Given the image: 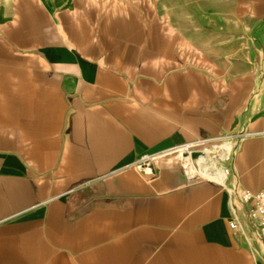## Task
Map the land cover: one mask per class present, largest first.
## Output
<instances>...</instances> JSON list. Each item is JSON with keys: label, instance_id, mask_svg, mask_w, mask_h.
<instances>
[{"label": "crops", "instance_id": "1", "mask_svg": "<svg viewBox=\"0 0 264 264\" xmlns=\"http://www.w3.org/2000/svg\"><path fill=\"white\" fill-rule=\"evenodd\" d=\"M230 134L223 183L135 168ZM235 187L264 192V0H0V264H264Z\"/></svg>", "mask_w": 264, "mask_h": 264}, {"label": "built area", "instance_id": "2", "mask_svg": "<svg viewBox=\"0 0 264 264\" xmlns=\"http://www.w3.org/2000/svg\"><path fill=\"white\" fill-rule=\"evenodd\" d=\"M241 139V135L235 134L226 135L218 139H197L168 149L145 154L135 163V168L139 172L151 176L154 174V164L157 161L174 157L182 161L184 174L189 177L186 172L187 165L192 164L196 170H200L201 159H207L209 163L212 160H217L220 166L229 162L236 154ZM227 145H230V149H226ZM224 153L228 154L226 159H222V154ZM196 177L206 178L198 175L193 178ZM206 179L214 181L210 178ZM228 192L232 197L237 195L240 203L245 206L251 222L257 228V237L264 241V192L254 193L240 187H235L228 190Z\"/></svg>", "mask_w": 264, "mask_h": 264}, {"label": "bare ground", "instance_id": "3", "mask_svg": "<svg viewBox=\"0 0 264 264\" xmlns=\"http://www.w3.org/2000/svg\"><path fill=\"white\" fill-rule=\"evenodd\" d=\"M226 149H230V145H227ZM228 156L227 153L222 154V159H226ZM200 170H196L192 164L187 165L186 172L187 174H192L195 176H203L206 178L213 179L214 181L222 183L226 176L228 175L227 170L220 166L217 160H212L211 163L207 159H201L200 161Z\"/></svg>", "mask_w": 264, "mask_h": 264}]
</instances>
